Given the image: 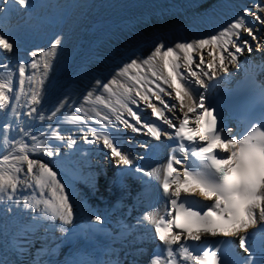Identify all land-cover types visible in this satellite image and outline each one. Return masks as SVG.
I'll return each mask as SVG.
<instances>
[{
  "label": "snow or ice",
  "instance_id": "obj_1",
  "mask_svg": "<svg viewBox=\"0 0 264 264\" xmlns=\"http://www.w3.org/2000/svg\"><path fill=\"white\" fill-rule=\"evenodd\" d=\"M11 2L19 9L31 6L30 0ZM60 44V39L56 38L47 51L39 53L45 73ZM17 48L14 38L0 31V53L14 54ZM254 48L264 49V0H251L234 19L212 33L174 45L156 43L146 57L130 58L107 82L97 79L94 90L84 97L85 104L102 105L107 112L93 109L95 115L89 116L85 112L84 116H80L77 113L83 111L81 105L71 114L72 122L87 127L83 135L85 142L91 144L102 141V150H107L105 155L114 160L117 169L112 179L114 185L123 188L124 178L133 172L147 176L149 180L145 181L146 184H151L153 180L162 181L163 208L149 210L137 220V225L149 222L154 228V238L159 242L157 248L160 251L153 250L148 264H264V247L257 259H252L256 252L248 234L251 227L264 225V114L258 126L252 127L247 134L233 133L218 123L211 107L205 106L203 96L197 102L186 87H206L201 76L212 79L218 73L228 72L229 62H236L245 52L251 54ZM194 53H199V56H194ZM36 55L32 53L33 57ZM30 66L37 70L40 64L33 59ZM26 67L24 63L18 65L21 92L24 90ZM149 75L155 79H150ZM121 78L128 82H122ZM180 80L184 83H180ZM159 81L175 91V98L179 102L178 114L175 116H165L162 108L152 101V97H155V101L165 110L177 108L176 104L161 98L160 94L165 92V88L161 87ZM149 85H154L158 91ZM258 86L264 91V82ZM95 90H101V94L96 95ZM39 96V91L33 90L30 103L38 104ZM10 99H19L15 95L13 81L11 78L0 79V108L9 107ZM140 101L151 109V114L141 111ZM129 104L135 105L136 109ZM66 106V99L59 101L48 119L56 117ZM37 112L36 107L31 108V113ZM110 114L114 115V120ZM146 115L162 118V124L150 118L145 120ZM39 119L43 121L45 117L41 114ZM89 121L99 126L100 130L89 125ZM119 125L132 134L143 135L146 129L148 136L157 142L164 138L171 141L163 145L169 150L163 167L149 171L136 166L130 155L133 136L128 137V148L125 149L122 144L124 133ZM48 128L53 129V125L49 124ZM22 131L24 137L31 136L33 143L29 147L24 139L13 142L10 150L0 156V199L6 198L18 204L17 193L22 188L33 189L32 195L24 198V208L34 211L42 208L46 217L61 223L59 231L64 233L67 229L63 226L72 225L76 216L73 193L49 163L31 158L33 153L57 156L60 148L48 147L29 130ZM3 135L7 137V128ZM50 138L67 140L68 148L76 143L71 136L66 138L55 130L51 131ZM139 145L149 150L144 156L138 157L141 160L148 159L149 153L154 156L160 146L145 140L139 141ZM188 157L194 160L188 161ZM25 164L26 169L23 167ZM185 164L187 167H184ZM177 166H181L183 171ZM89 187L94 189L96 184ZM189 195H198L211 203L196 210ZM91 219L97 224L103 223L98 214H93ZM127 228L129 231L134 230L131 225ZM261 231L264 233V228ZM20 237L13 242V251L31 256L29 264H47L43 257L48 253V241L38 238L27 225L21 229ZM208 237L225 239L218 241L217 246L210 248L205 245L201 248L200 245ZM228 238H236L240 252L246 255L240 256V252H233L228 247ZM36 243H40L39 248H35ZM136 253L144 254L139 247ZM0 264H8V261L0 259ZM132 264H136L135 260Z\"/></svg>",
  "mask_w": 264,
  "mask_h": 264
},
{
  "label": "bare ground",
  "instance_id": "obj_2",
  "mask_svg": "<svg viewBox=\"0 0 264 264\" xmlns=\"http://www.w3.org/2000/svg\"><path fill=\"white\" fill-rule=\"evenodd\" d=\"M3 1L5 3L3 8H6V4H13L11 0ZM250 3L251 0H30L31 6L27 9H32L33 14L38 13L40 18L28 22L25 30L17 28V23L11 21L12 17L7 21L0 17V31L8 33L18 44L14 54L0 53V79L11 78L15 86V95L19 96V99H10V110L9 107L0 108L2 119L0 156L10 150L11 143L21 139H24L29 147L32 146L31 136L24 137L22 130H29L48 147H59L60 153L57 156L48 157L33 153L31 158L42 159L49 163L73 193L76 216L72 225L63 227L68 229L78 222H93L91 216L98 214L111 228V235L103 239L84 236L66 240L65 232L59 231L61 223L58 220L53 221L46 217L42 208L39 211L24 208L23 201L26 195L22 194L24 189L22 188L17 193V199L20 201L18 204H12V201L6 198L0 199V205L3 200L11 205L9 212L13 214L9 218V215L4 216L0 213V217L4 216V220H8L6 222L8 231L0 234V241L4 242L1 243L0 248L1 252L4 251L3 260H7L8 263L15 262L14 264H29L31 256L15 254L12 249L13 242L21 239V229L27 225L38 238L48 241L46 245L48 253L43 257L47 264H90L96 259L98 260L96 264H118L121 261L123 264H132L133 260L136 264H148L153 250L160 251L157 248L159 242L154 238V228L149 222L145 221L137 225V220L149 210L163 208L164 201L160 187L162 181L153 180L151 184H146L145 181L149 180L147 176L133 172L124 178L123 188L114 185L112 183L116 173L114 160L105 155L107 150H102V141L99 143L94 141L91 144L85 142L83 135L87 132V127H82L79 122H72L71 114L81 108V105L83 111L77 113L80 116H84L85 112L89 116L95 115L93 109L102 113L107 112L108 110L102 105L84 103V97L89 91L94 90L97 79L107 82L115 72L119 71V67L124 62L137 56L146 57L156 43L174 45L212 33L227 21L234 19L241 9ZM15 8L16 11L21 10L24 14L25 9H19L18 6ZM56 38L60 39L61 44L56 55L50 60V68L45 73L39 53L47 51ZM33 52L37 53L35 57L32 56ZM194 56L198 57L199 53H194ZM33 59L40 64L37 70H33L30 66ZM206 59L210 58L206 57ZM20 63L27 66L23 92L20 91L18 84ZM260 65L264 69V49L254 48L251 54L245 52L236 62H229L228 72L218 73L212 79L201 76L206 87L198 85H186V87L197 102L199 97L203 96L205 104L209 94L224 91L244 70L250 71ZM222 76L228 79V82L222 81ZM30 77L33 79L30 80ZM149 78L155 79L150 75ZM121 80L128 82L124 78ZM179 82L184 83L183 80ZM159 83L165 88V92L160 94L161 98L176 104L177 108L165 110L158 101H155V97H152V101L157 107L162 108L165 116L177 115L179 102L175 98L174 89L169 88L163 81ZM149 86L154 88V85ZM33 90H38L40 93L39 103L35 105L30 103ZM95 94H101V90H95ZM104 95L107 97L106 93ZM65 99L67 106L49 120L48 117L59 101ZM111 99L114 103L115 97ZM139 103L142 112L151 114V109L142 101ZM129 106L136 109L135 105L129 104ZM32 107H36L38 112L31 113ZM12 109L15 111L13 112ZM41 114L45 117L43 121L39 119ZM110 116L115 119L114 115L110 114ZM153 116L146 115L144 119L150 118L157 124H162V118ZM125 118H127L126 113ZM49 124L53 125V129L48 128ZM89 125L95 126L91 121ZM95 127L100 130L99 126ZM226 127L233 133H239L237 122L233 119L227 118ZM5 128H7L6 138L3 135ZM119 128L124 133L122 144L125 149L128 148L126 143L128 137L133 136L130 155L136 166L149 171L152 168L163 167L169 154L168 148L163 146L170 144L166 138L157 142L148 136L146 129L144 134L140 135L123 129L122 125H119ZM52 130L60 132L66 138L71 136L76 143L72 148H68L67 140L51 139ZM141 140L160 145L156 149V154L150 155L144 161H140L137 158L139 154H136L139 151L140 157L148 151V148L140 147ZM100 167H107L113 175L98 182L86 180L83 172L87 173L86 171L90 169ZM177 167L183 171L181 166ZM24 168L26 169V164ZM21 178L24 179L23 173ZM141 182H143L142 186ZM93 183L96 184L94 189L89 187ZM32 193V189H29L27 196ZM201 201L205 204L211 203L204 199ZM18 218H24L25 223L13 225ZM128 225L133 226L134 230L129 231ZM261 228H264V225L258 224L248 230L252 245L259 235L264 237ZM232 239L236 240L238 245V240ZM39 247L40 243H36L35 248ZM138 247L143 250V255L136 253ZM35 248L32 249L33 253Z\"/></svg>",
  "mask_w": 264,
  "mask_h": 264
},
{
  "label": "rangeland",
  "instance_id": "obj_3",
  "mask_svg": "<svg viewBox=\"0 0 264 264\" xmlns=\"http://www.w3.org/2000/svg\"><path fill=\"white\" fill-rule=\"evenodd\" d=\"M2 109H4V108H2ZM8 110H10V106H9V108H8ZM153 116V115H152ZM154 117V116H153ZM154 118H157L156 116L154 117ZM136 154L138 155H140V152L139 151H137L136 152ZM138 155V156H139ZM95 156L97 157V154H95ZM137 156V157H138ZM35 159H38V158H35ZM39 160H42V159H39ZM42 161H44V160H42ZM45 162V161H44ZM109 162V161H108ZM24 167V166H23ZM108 168H109V166H108ZM143 185V182H141V186ZM101 190V189H100ZM28 192H29V189H23L22 190V194H25L26 196L28 195ZM12 204H13V202H12ZM4 205V206H3ZM5 206H8V208H5ZM10 208H11V205H9V204H6L5 203V201L3 200L2 202H1V205H0V213H2V215H4L5 216V214H6V216L7 215H9V218H11V216H13V214H10V212H9V210H10ZM4 216H1L0 217V234H4V233H6L7 231H8V226H6V222L8 221V220H4ZM1 243H4V242H1L0 241V248H1ZM7 242H5V244H6ZM1 250V249H0ZM4 251H0V259H3V255L2 254H4L3 253ZM16 254V253H15ZM6 259H8V257L6 258ZM7 261V260H6ZM11 263H15V262H9L8 264H11Z\"/></svg>",
  "mask_w": 264,
  "mask_h": 264
},
{
  "label": "clouds",
  "instance_id": "obj_4",
  "mask_svg": "<svg viewBox=\"0 0 264 264\" xmlns=\"http://www.w3.org/2000/svg\"><path fill=\"white\" fill-rule=\"evenodd\" d=\"M231 180V178H229Z\"/></svg>",
  "mask_w": 264,
  "mask_h": 264
}]
</instances>
